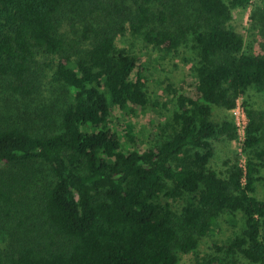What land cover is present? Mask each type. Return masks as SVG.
Masks as SVG:
<instances>
[{
  "label": "trees",
  "instance_id": "obj_1",
  "mask_svg": "<svg viewBox=\"0 0 264 264\" xmlns=\"http://www.w3.org/2000/svg\"><path fill=\"white\" fill-rule=\"evenodd\" d=\"M192 1L190 21L180 0H0V81L28 96L34 68L52 67L65 88L56 130L0 128V223L34 187L44 228L12 238L0 264H264V109L251 98L264 92V47L230 27L232 10L252 7L264 31V0ZM66 10L80 18L76 41L60 31ZM127 35L194 58L195 83L168 87L146 136L118 127L151 106L140 57L116 44ZM239 99L241 151L213 167L216 143L237 140ZM221 223L227 241L200 257Z\"/></svg>",
  "mask_w": 264,
  "mask_h": 264
},
{
  "label": "rangeland",
  "instance_id": "obj_2",
  "mask_svg": "<svg viewBox=\"0 0 264 264\" xmlns=\"http://www.w3.org/2000/svg\"><path fill=\"white\" fill-rule=\"evenodd\" d=\"M179 3L185 16L192 21L196 14L194 1L180 0ZM251 13L252 7L246 11L232 10L230 27L242 35L246 41L254 39L257 40V44L262 43L264 47V31L252 27ZM80 30V18L75 12L71 14L67 10L64 11L60 21L61 33L69 38L75 34L76 41ZM116 44L140 57V64L143 65L147 77L151 105L145 113L137 112L136 116L128 118L127 121L123 115H118V118L121 119L118 127L124 128L125 122L129 121L134 124L136 133L146 136L148 120L152 119L157 123L161 121V113L166 114V108H163L164 103L169 102L174 96L173 92L167 90L168 87L178 93L181 89L188 88L195 83L191 70L194 63L193 53L188 47L181 49L178 54L164 57L162 53L151 47H145L142 42L133 40L129 35L117 37ZM34 69L36 73L33 75L28 96L13 91L6 85V82L0 81V128L10 124L30 125L40 132H51L58 128L59 112L64 105L62 96L65 88L54 79L52 67H35ZM262 94L251 95L255 104H261L260 109H264V92ZM65 99L67 100V97ZM117 114L116 112L115 115ZM216 149L217 155L211 162L212 166L216 168L221 166L225 160H229L231 163L236 161V153L241 151L238 141L231 143L219 141L216 143ZM242 160L243 158L239 157L238 163H241ZM261 175L264 176V169L261 170ZM19 198V214L14 219L3 220L0 223V249L2 250L7 247L12 238L31 234L36 227L44 229L41 224L36 189L34 187L25 189ZM229 229L228 225L221 223L216 233H211L201 242L199 256L204 257L211 253L212 243L220 245L227 241ZM195 262L196 258L193 255L181 256L180 264H195Z\"/></svg>",
  "mask_w": 264,
  "mask_h": 264
},
{
  "label": "built area",
  "instance_id": "obj_3",
  "mask_svg": "<svg viewBox=\"0 0 264 264\" xmlns=\"http://www.w3.org/2000/svg\"><path fill=\"white\" fill-rule=\"evenodd\" d=\"M254 1V0H251ZM232 117H233V122L236 127V132H237V140L239 145L244 140L245 137V129L247 125V117L244 111V108L241 104V100L239 99L236 103V106L232 109L231 111ZM243 161L240 164H243Z\"/></svg>",
  "mask_w": 264,
  "mask_h": 264
}]
</instances>
